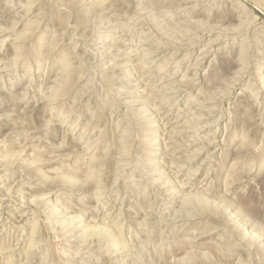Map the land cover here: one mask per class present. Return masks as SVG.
Listing matches in <instances>:
<instances>
[{
	"label": "rangeland",
	"instance_id": "rangeland-1",
	"mask_svg": "<svg viewBox=\"0 0 264 264\" xmlns=\"http://www.w3.org/2000/svg\"><path fill=\"white\" fill-rule=\"evenodd\" d=\"M0 264H264V0H0Z\"/></svg>",
	"mask_w": 264,
	"mask_h": 264
}]
</instances>
